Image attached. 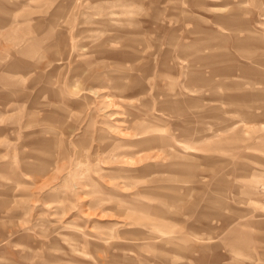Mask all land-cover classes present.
Wrapping results in <instances>:
<instances>
[{"label":"rangeland","instance_id":"obj_1","mask_svg":"<svg viewBox=\"0 0 264 264\" xmlns=\"http://www.w3.org/2000/svg\"><path fill=\"white\" fill-rule=\"evenodd\" d=\"M0 264H264V0H0Z\"/></svg>","mask_w":264,"mask_h":264}]
</instances>
